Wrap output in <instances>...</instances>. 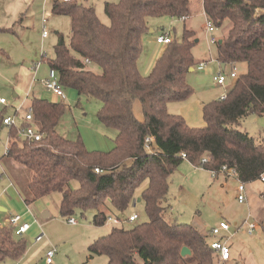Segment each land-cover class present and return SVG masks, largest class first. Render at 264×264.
<instances>
[{"label":"trees","instance_id":"1","mask_svg":"<svg viewBox=\"0 0 264 264\" xmlns=\"http://www.w3.org/2000/svg\"><path fill=\"white\" fill-rule=\"evenodd\" d=\"M201 5L216 28L229 23L226 35L215 43L216 60L231 67L244 63L245 69L237 73L223 98L203 103V125L191 126L166 105L187 99L193 91L185 76L195 64V31L184 26L181 37H172L149 73L142 74L137 65L149 20L189 16L190 0L105 1L107 24L92 4L51 3L54 14L70 17V35L68 45L60 40L54 58H46L49 69L63 89L101 101L97 115L116 131L114 147L88 150L80 139H69L57 130L66 111L63 100L32 97V119L27 123L42 137L14 138L1 159L26 204L59 192L63 216L75 208H94L92 223L103 225L110 215L125 221L130 205L143 203L147 220L130 228L113 226L89 243L91 258L105 255L106 264L227 262H220L209 245L212 227L167 222L164 210L170 178L183 160L209 172L225 165L244 187L264 174V141L238 128L247 115L264 113V0H201ZM5 109L0 110V128ZM147 137L153 141L146 142ZM219 174L227 176L217 173L215 177ZM74 180L78 185L71 187ZM260 195L264 197L263 192ZM183 246L190 250L184 256L180 254ZM25 251L22 235L12 226L1 225L0 264L8 258L19 259Z\"/></svg>","mask_w":264,"mask_h":264},{"label":"rangeland","instance_id":"2","mask_svg":"<svg viewBox=\"0 0 264 264\" xmlns=\"http://www.w3.org/2000/svg\"><path fill=\"white\" fill-rule=\"evenodd\" d=\"M52 1L0 0V91L5 90L9 102L13 100L12 91L18 95H25L27 89H16V84L19 77L24 76L22 74L30 70L34 62H40V66L34 74L33 84L28 86L30 88L28 99L51 93L43 89L40 81L51 78L46 58H54V47L60 40L68 45L70 35V17L54 14L51 10ZM77 1L92 4L101 21L107 24L109 19L103 12V3L119 0ZM42 14L46 20L44 25L48 33L45 38L41 35ZM184 26L195 31V38L198 39L192 47L195 64L185 76L193 91L188 99L170 101L171 105H166V108L168 107L167 110L174 114L190 110L189 115L195 117L196 112L195 110L191 112L188 102L193 100L194 103V98L204 103L218 99L228 91L233 82L229 77L232 67L226 65L222 71L216 60V48L215 44L210 42V34L206 31V17L201 0H190V14L186 20L170 16L149 20V31L142 37L143 47L137 65L142 74H147L153 67L159 50V44L155 42L154 37L162 32H169L172 37L178 39ZM228 28L229 23L225 22L219 29L215 27L211 35L219 39L226 35ZM235 67L236 72L241 73L245 69V64L236 63ZM218 71L226 77L223 86L217 85L213 79ZM52 76L56 77V73L53 72ZM64 94L66 111L57 125V130L69 139H80L88 150H111L114 147L116 131L100 121L97 114L101 101L78 95L71 88H65ZM9 102L5 106L7 114L13 112ZM0 106L1 110L4 106ZM238 128L247 132L256 141H264V113L247 115L240 121ZM10 139V129L5 125L1 126L0 159ZM3 169L0 163L2 174L0 195L6 200L8 208L6 211L0 210V222L7 225L4 217L9 212H14L22 214L24 219L30 222V226L20 234L26 240L24 255L17 260L8 258L1 264H45L46 252L53 248L55 253L52 256V264H106L105 255L89 257L88 245L94 239L109 233L116 225L111 221H106L103 225H94L92 223V217L96 212L94 208L86 210L75 208L71 215L63 216L60 212L59 192L48 193L26 205L11 185L3 192V186L8 183ZM27 176L29 178L30 174ZM70 184L71 187L78 185L75 180ZM238 184L235 176L219 174L213 177L208 170L195 167L189 161L183 160L170 178L164 219L167 222L189 223L200 228L216 227L221 220H226L231 229L210 237L221 239L230 245L231 259L225 264H264V230L257 228L248 233L244 229L245 220L264 221V197L260 195L261 192L264 194V182L257 180L247 184L242 202L237 199ZM139 191L140 189L137 190ZM44 212L47 213L46 216L43 215ZM131 212L137 213L138 219L134 222H122L120 225L124 228L147 220L141 201L135 205L131 204L126 216ZM69 217L75 219L77 223H68Z\"/></svg>","mask_w":264,"mask_h":264},{"label":"built area","instance_id":"3","mask_svg":"<svg viewBox=\"0 0 264 264\" xmlns=\"http://www.w3.org/2000/svg\"><path fill=\"white\" fill-rule=\"evenodd\" d=\"M63 2H68L70 0H60ZM189 16L188 15H183L180 16L179 19L181 20H186ZM45 18H42V22H43V29H42V35L43 37H45L48 33L45 30ZM213 30H215V26L213 25V23L206 18V31L210 34V42L211 43H216L217 38L213 34ZM172 40V36L170 35L169 32H164V33H160L158 35H156L155 37V41L158 44H163L166 45L168 43H170V41ZM85 63H87L88 65L91 64V61L89 59H84ZM38 62L34 64V67L36 68L38 66ZM237 76V72H236V67L232 66L230 72H229V77L232 78L234 80V78ZM213 79L216 81L217 84L219 85H224L225 81H226V77L221 73H217L213 76ZM42 85L51 92V94L53 95V97H56L60 100H64L65 99V94H64V89L63 87L58 83L57 81V77H53L51 76V78L49 79H43L41 80ZM225 95V93L223 95L220 96V98H223ZM0 104L7 106V100L5 97L0 96ZM19 118H21L22 121H19ZM32 119V109L30 106H26L23 107V105H19L16 106L13 110L12 113L10 114H6L5 116H3L2 118V123L7 126L10 130H13L16 137L18 138H24V139H29V140H40L42 137V134L38 131V129L33 125V124H28L27 122H30V120ZM24 123V124H23ZM146 142H151L153 141V137H147L145 138ZM11 144V141H8L5 151H7L8 146ZM181 156L183 158H185V154L182 153ZM205 158H202V162L205 161ZM96 172H99L98 169H95ZM212 176L215 177L217 175V173H224L227 176H235L234 175V170L227 168L225 165L221 166V168L219 169V171L216 170H212L210 171ZM261 181H264V174L261 175L260 177ZM237 199L239 202H242V200L244 199L243 196V192L245 191V187L242 183L239 182L237 188ZM22 216L19 214H15L13 216H11L8 220V224L9 226H12L15 228V232L17 234H22L24 233L30 226V222L28 221H21ZM138 219V214L133 212L131 214L128 215V217L126 218L125 221L127 222H134ZM107 221H111L114 225H120L122 222H124L121 219L118 218H112L109 217L107 219ZM67 222L71 223V224H75L76 221L75 219H73L72 217H69L67 219ZM245 223V230L248 233H252L255 229L259 228L264 230V222H258V221H250L247 222L246 220L244 221ZM230 230V224L227 221H220L218 226L216 227H212L211 228V232L213 236L219 235L221 231H229ZM210 247L215 250V252L218 255V260L220 262H226L230 259V247L229 245L225 242V241H221V239H213L212 241H210L209 243ZM55 253V249H50L46 252L45 255V264H51L52 263V256ZM18 264V263H15Z\"/></svg>","mask_w":264,"mask_h":264},{"label":"crops","instance_id":"4","mask_svg":"<svg viewBox=\"0 0 264 264\" xmlns=\"http://www.w3.org/2000/svg\"><path fill=\"white\" fill-rule=\"evenodd\" d=\"M44 17V15L42 14V18ZM100 18V17H99ZM41 24H42V27H43V22H42V19H41ZM43 29V28H42ZM162 33H164V32H162ZM42 35V34H41ZM48 35V34H47ZM47 35L45 36V37H47ZM45 37H43V35H42V38H45ZM156 37V36H155ZM155 37H154V40H155ZM198 40V39H197ZM148 41H150V40H148ZM152 42H153V40H152ZM156 42V41H155ZM154 43V42H153ZM158 44V43H157ZM165 47V45H163V44H159V50H158V52H157V55H156V59H157V57L160 55V53L162 52V50H163V48ZM35 63H37V62H34L33 63V65L35 64ZM39 64H38V66L35 68V67H33V65H32V67L30 68V70H28V71H25L22 75H24V76H21V77H19V80L17 81V84H16V89H22V88H24V89H27L26 91H25V95H18L15 91H12V96H13V100L12 101H8V98H7V96L5 95V90H2V91H0V96H3V97H5L6 98V100H7V103L9 102L10 103V105L9 106H11L12 108H13V110H14V108L16 107V106H19V105H23V107H26V106H29V101H30V99L31 98H29L28 99V96H29V92H28V90H30V88H28V86H31V84H33V81L35 80L34 79V74L38 71V69H39V66H40V62H38ZM219 63V62H218ZM219 66H220V70H224V68H225V66H222V64H220L219 63ZM152 69V68H151ZM150 69V70H151ZM192 69V68H191ZM191 69H189V70H191ZM150 72V71H149ZM148 72V73H149ZM220 71H218L217 73H219ZM53 75V72H51L50 71V76H52ZM233 80V79H232ZM27 81V82H26ZM41 81V80H40ZM217 85H219V84H217ZM232 85V84H231ZM19 86V87H18ZM33 86V85H32ZM42 87H43V89L47 92L48 90L42 85ZM50 92V91H49ZM41 96H43V95H41ZM38 97V96H37ZM42 98H46V99H48V100H51V101H57V100H60V99H58V98H56V97H53V95L50 93H46V95H44ZM220 98V97H219ZM188 99V98H187ZM195 99V102L193 103L192 101H190V102H188L187 104H189L190 106H191V112H194V110H195V112H196V114H195V117L194 116H190L189 115V111L190 110H188L186 113L184 112V113H181V111H180V113H178V114H180L184 119H185V121L189 124V125H191V126H201V125H203V119H202V105H203V103H204V101H201L200 99H197V98H194ZM186 100V99H185ZM28 101V104L26 105V102ZM169 103H171V102H168L167 103V106L168 105H171V104H169ZM1 105V104H0ZM4 106V105H3ZM0 108H1V106H0ZM167 109H168V107H167ZM135 110H136V113H137V115L139 116V113H140V108H139V104L138 103H136L135 104ZM139 112V113H138ZM178 112V111H177ZM19 121H22L21 120V118H19ZM10 132H11V139L9 140V141H11V142H13V141H15L14 140V138L16 139V138H18V137H16L15 136V134H12V133H14L13 132V130H10ZM0 163L2 164V167L4 168L3 169V171H4V173H5V175H6V177H7V181H8V183L7 184H5L4 186H3V192H5L6 191V189L9 187V185H11V187H13L15 190H16V192L19 194V196H20V198H22L23 199V195H22V192H21V189H20V187H19V185H17V183L13 180V178H12V176L10 175V173H9V171L6 169V166H5V164H4V162L2 161V159H0ZM2 177V174H0V178ZM23 201H24V199H23ZM25 203V202H24ZM26 204V203H25ZM27 205V204H26ZM133 205H135V203L133 204ZM6 208H8V206H7V202H6V200L0 195V210H2V211H6ZM131 213H133V212H131ZM131 213H129V214H131ZM15 214H19V215H21L22 216V214H20V213H14V212H9V214L6 216V217H4V221L8 224V220H9V218L11 217V216H13V215H15ZM43 215L44 216H46L47 215V213L46 212H44L43 213ZM21 221H26L25 219H24V217L22 216V218H21ZM222 221V220H221ZM223 221H226V220H223ZM29 222V221H28ZM69 223V222H68ZM77 223V222H76ZM75 223V224H76ZM229 223V222H228ZM3 224H5V223H2V222H0V226L1 225H3ZM71 224V223H70ZM209 228H207V230H208ZM230 229H231V227H230ZM222 232H226V231H221L220 232V234H222ZM219 234V235H220ZM213 239H215V238H213ZM228 244V243H227ZM229 245V244H228ZM229 247H230V245H229ZM230 259H231V254H230ZM229 259V260H230ZM228 260V261H229ZM52 264V263H51Z\"/></svg>","mask_w":264,"mask_h":264},{"label":"water","instance_id":"5","mask_svg":"<svg viewBox=\"0 0 264 264\" xmlns=\"http://www.w3.org/2000/svg\"><path fill=\"white\" fill-rule=\"evenodd\" d=\"M196 41H197V39H195ZM222 66H223V64H222ZM191 69V68H190ZM137 201H139V199L137 200ZM190 253V250H189V248L187 247V246H183L182 248H181V250H180V254L182 255V256H184V255H187V254H189Z\"/></svg>","mask_w":264,"mask_h":264},{"label":"bare ground","instance_id":"6","mask_svg":"<svg viewBox=\"0 0 264 264\" xmlns=\"http://www.w3.org/2000/svg\"><path fill=\"white\" fill-rule=\"evenodd\" d=\"M264 222V221H263Z\"/></svg>","mask_w":264,"mask_h":264}]
</instances>
